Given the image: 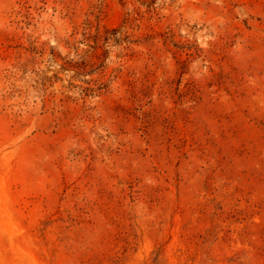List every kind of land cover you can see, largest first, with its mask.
I'll return each instance as SVG.
<instances>
[{"label": "rangeland", "instance_id": "1", "mask_svg": "<svg viewBox=\"0 0 264 264\" xmlns=\"http://www.w3.org/2000/svg\"><path fill=\"white\" fill-rule=\"evenodd\" d=\"M0 264H264V0H0Z\"/></svg>", "mask_w": 264, "mask_h": 264}]
</instances>
